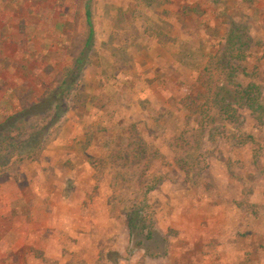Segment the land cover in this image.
<instances>
[{
  "label": "rangeland",
  "instance_id": "374dc122",
  "mask_svg": "<svg viewBox=\"0 0 264 264\" xmlns=\"http://www.w3.org/2000/svg\"><path fill=\"white\" fill-rule=\"evenodd\" d=\"M87 2L95 38L83 55ZM261 5L0 0L1 71L17 70L24 107L68 86L63 117L23 123V139L45 127L0 167L24 178L27 194L59 190L48 222L41 211L26 222L36 245L0 264H264ZM234 22L246 27L244 47L222 68ZM224 86L234 103L221 106L214 96ZM31 159L47 179L19 166ZM137 211L145 225L131 232Z\"/></svg>",
  "mask_w": 264,
  "mask_h": 264
},
{
  "label": "crops",
  "instance_id": "0c3cea01",
  "mask_svg": "<svg viewBox=\"0 0 264 264\" xmlns=\"http://www.w3.org/2000/svg\"><path fill=\"white\" fill-rule=\"evenodd\" d=\"M262 5L260 12L261 17L259 20L264 22V0H258ZM261 1V2H260ZM261 29L264 30V24L261 25ZM1 63V61H0ZM1 65V64H0ZM0 66V123L11 115L17 113L22 107L23 102L26 99V92L23 87L19 85V77L17 76V70L10 69V77L4 78ZM15 73H13V71ZM13 73V74H12ZM36 97L33 96L30 102L34 103ZM29 102V103H30ZM18 161V160H15ZM27 161V162H23ZM20 161L19 166L29 169V173L32 177H48L43 169L42 160H23ZM13 162L8 163L12 165ZM50 170L53 171L51 164H49ZM4 167V166H3ZM6 167V165H5ZM8 170V167H6ZM10 174H0V256H7L8 258H14L15 252L19 253L25 251L27 247L36 245L35 241H39L40 236L35 237V229L26 225L29 219L34 221L38 219V214L41 211L44 213V217L40 219L49 221L51 213L54 211L56 202L50 200L51 193L59 192L57 189H45L38 191L33 188L31 195L27 194L24 189V178H17L13 169H9ZM54 172V171H53ZM18 187V188H17ZM17 188L16 190H13ZM16 216L18 220L15 223H10L8 218ZM2 220V221H1ZM37 233V232H36ZM42 235V231L39 232Z\"/></svg>",
  "mask_w": 264,
  "mask_h": 264
},
{
  "label": "trees",
  "instance_id": "16d2710c",
  "mask_svg": "<svg viewBox=\"0 0 264 264\" xmlns=\"http://www.w3.org/2000/svg\"><path fill=\"white\" fill-rule=\"evenodd\" d=\"M86 17L89 25V35L84 45V50L82 52L83 55L90 51L95 38V28L92 21V10L90 7V2L86 3ZM239 22H234L235 24L232 23L228 31L227 37L225 38L226 43L224 45L223 53L221 54V61L223 62L222 68L228 67V64L232 62V54L235 48L244 47V44L242 43H244L245 41L242 40V38H244V34L242 31L245 30L246 27L245 25H239ZM162 35L165 38L166 42L174 43L176 40V38L168 36V34L166 33ZM82 61V58H79L77 60V63L75 65V67L79 65V68L77 70L81 68ZM65 84L66 82H62V84L57 89L51 90L50 93H48L41 100L35 101L29 106L22 108L14 115L8 116L4 120V122L0 123V149L3 148L4 151L8 152V161L5 159L3 160V158L7 157L2 156L0 152V155L3 157L0 158V167H3L4 165L8 164V162L11 160V157L15 153L18 152L17 155L20 153L19 155L22 156L21 153L25 149V144H28L29 142L33 141L39 134L40 130L45 127V125H43L41 129L32 133L31 135H27V138L23 139V135L27 134L24 131L25 127L23 126L25 125H23V123L27 124L26 122L31 118L39 117L40 120L36 123V125H42L43 120L49 119L48 124L50 126L56 124L63 117V113L67 109V103L63 100V97L65 96L64 91L68 89V86L64 87ZM224 89L228 90V87H222L215 94V103L221 106H223L224 104H233L234 102L226 100L225 94L222 93ZM239 94L240 98L246 96L244 93H242V91H239ZM238 98L239 97H237V100ZM138 212L139 211L135 213L129 212L128 227L131 232L137 231L138 229H140V226L141 228H143L145 225L144 216H140Z\"/></svg>",
  "mask_w": 264,
  "mask_h": 264
}]
</instances>
